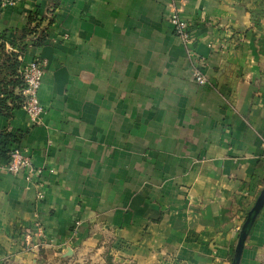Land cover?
<instances>
[{
    "label": "crops",
    "instance_id": "0c3cea01",
    "mask_svg": "<svg viewBox=\"0 0 264 264\" xmlns=\"http://www.w3.org/2000/svg\"><path fill=\"white\" fill-rule=\"evenodd\" d=\"M9 1L0 42L47 59L46 112L0 113V148L18 136L46 197L0 169V264L104 236L137 264H231L264 187V0ZM36 220L48 240L29 246ZM240 264H264V207Z\"/></svg>",
    "mask_w": 264,
    "mask_h": 264
},
{
    "label": "built area",
    "instance_id": "2783aa9c",
    "mask_svg": "<svg viewBox=\"0 0 264 264\" xmlns=\"http://www.w3.org/2000/svg\"><path fill=\"white\" fill-rule=\"evenodd\" d=\"M10 1H0V16L2 8ZM169 20L173 26L174 32L185 43L188 44L192 41V33L190 23L185 20L180 9L174 6L169 16ZM48 61L43 57H36L31 61L25 62L22 60L20 72L24 77L25 86L23 88V94L25 96V102L23 108L27 112L31 121L35 124L40 123L43 115L46 112V107L42 104L39 91L43 82V78L46 72ZM193 77L199 84L208 83L207 76L202 72L199 67H195L193 70ZM0 169H3L12 174H19L24 172L27 179L33 182L37 189V204L41 203L45 197L44 181L42 180L43 169L37 167L32 157L27 154L20 146L15 145L10 151V158L3 160L0 163ZM37 237L41 242H38L36 246H41L47 243L46 229L42 222L36 220L34 227L30 228L24 235V240L27 245H32L34 238Z\"/></svg>",
    "mask_w": 264,
    "mask_h": 264
},
{
    "label": "trees",
    "instance_id": "16d2710c",
    "mask_svg": "<svg viewBox=\"0 0 264 264\" xmlns=\"http://www.w3.org/2000/svg\"><path fill=\"white\" fill-rule=\"evenodd\" d=\"M30 33L36 32L37 44H42L46 40L48 33L46 30L35 31V28L27 29ZM22 49L20 51L8 50L4 42H0V84L2 86V95L0 97V113H11L15 108L23 107L25 96L23 88L25 80L20 72L22 64ZM10 102V103H9ZM3 146L0 148V160H8L10 158V151L19 138L17 135L5 133L2 135ZM11 144L12 147L7 148Z\"/></svg>",
    "mask_w": 264,
    "mask_h": 264
},
{
    "label": "rangeland",
    "instance_id": "374dc122",
    "mask_svg": "<svg viewBox=\"0 0 264 264\" xmlns=\"http://www.w3.org/2000/svg\"><path fill=\"white\" fill-rule=\"evenodd\" d=\"M116 248L118 245H115L111 238L104 236L83 244L70 245L69 248H41L36 256L26 261L15 260L11 264H137Z\"/></svg>",
    "mask_w": 264,
    "mask_h": 264
},
{
    "label": "water",
    "instance_id": "95a60500",
    "mask_svg": "<svg viewBox=\"0 0 264 264\" xmlns=\"http://www.w3.org/2000/svg\"><path fill=\"white\" fill-rule=\"evenodd\" d=\"M263 207H264V187L261 190V193L259 194L254 206L251 208V210L247 215V218L244 222V225L239 235L238 243L231 264H240L247 236Z\"/></svg>",
    "mask_w": 264,
    "mask_h": 264
}]
</instances>
